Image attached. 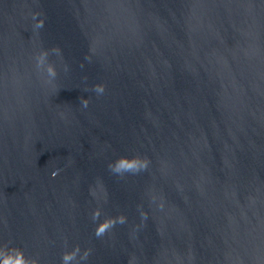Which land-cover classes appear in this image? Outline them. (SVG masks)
Listing matches in <instances>:
<instances>
[{"label":"water","instance_id":"obj_1","mask_svg":"<svg viewBox=\"0 0 264 264\" xmlns=\"http://www.w3.org/2000/svg\"><path fill=\"white\" fill-rule=\"evenodd\" d=\"M0 264H264V0H0Z\"/></svg>","mask_w":264,"mask_h":264}]
</instances>
